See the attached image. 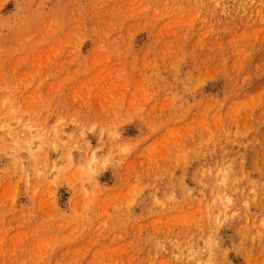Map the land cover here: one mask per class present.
<instances>
[{"label": "rangeland", "instance_id": "1", "mask_svg": "<svg viewBox=\"0 0 264 264\" xmlns=\"http://www.w3.org/2000/svg\"><path fill=\"white\" fill-rule=\"evenodd\" d=\"M0 264H264V0H0Z\"/></svg>", "mask_w": 264, "mask_h": 264}, {"label": "bare ground", "instance_id": "2", "mask_svg": "<svg viewBox=\"0 0 264 264\" xmlns=\"http://www.w3.org/2000/svg\"><path fill=\"white\" fill-rule=\"evenodd\" d=\"M210 1H213V0H210ZM218 1V0H217ZM210 3V2H209ZM208 2L206 3V4H209ZM216 3V2H215ZM218 3V2H217ZM205 5V4H204ZM218 6V5H217ZM217 9V8H216ZM221 21V20H220ZM218 22H219V20H218ZM223 22V21H222ZM224 23V22H223ZM222 23V24H223ZM215 25V24H214ZM225 25V24H224ZM224 25H222V26H224ZM219 28V27H218ZM221 28H223V27H221ZM223 31V30H222ZM220 36V35H219ZM193 40V39H192ZM219 40V39H218ZM197 57V56H196ZM201 57V56H200ZM197 61V60H196ZM199 65V64H198ZM195 66V65H194ZM233 136V135H232ZM234 138V137H233ZM219 173H221V174H219V178H220V175H222V172H221V170L219 169ZM228 182V180L227 181H224V182H222V185H224L223 183H227ZM230 189V188H229ZM233 198V197H232ZM223 199V198H222ZM223 202V201H222ZM226 202H229V200H226ZM224 203V202H223ZM181 247V246H180ZM180 251V250H179ZM178 254V253H177ZM180 254H181V252H180ZM182 255V254H181ZM186 256V255H185ZM177 260H178V258H177ZM184 260V259H183Z\"/></svg>", "mask_w": 264, "mask_h": 264}]
</instances>
